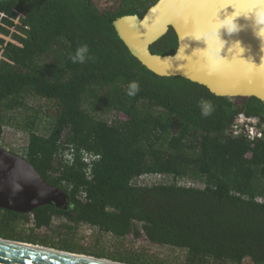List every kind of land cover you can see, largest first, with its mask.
<instances>
[{
    "label": "trees",
    "instance_id": "16d2710c",
    "mask_svg": "<svg viewBox=\"0 0 264 264\" xmlns=\"http://www.w3.org/2000/svg\"><path fill=\"white\" fill-rule=\"evenodd\" d=\"M154 1L0 0V139L5 129L24 134L12 152L72 204L0 208V237L129 264H264V136L229 130L244 112L264 135V103L157 75L131 55L112 22ZM83 45L85 62L73 63ZM175 47L169 29L149 48ZM132 82L139 91L130 96ZM201 100L213 104L207 118ZM145 174L170 181L138 183ZM80 226L119 247L78 244ZM155 247L177 255L150 253Z\"/></svg>",
    "mask_w": 264,
    "mask_h": 264
},
{
    "label": "water",
    "instance_id": "95a60500",
    "mask_svg": "<svg viewBox=\"0 0 264 264\" xmlns=\"http://www.w3.org/2000/svg\"><path fill=\"white\" fill-rule=\"evenodd\" d=\"M256 2L155 0L142 15H122L112 24L130 54L153 73L186 78L217 96L256 97L264 103V29L256 34L249 15ZM169 29L175 50L151 51ZM46 204L61 210L72 206L67 194L23 156L0 147V208L31 212ZM0 264L129 263L0 237Z\"/></svg>",
    "mask_w": 264,
    "mask_h": 264
},
{
    "label": "rangeland",
    "instance_id": "374dc122",
    "mask_svg": "<svg viewBox=\"0 0 264 264\" xmlns=\"http://www.w3.org/2000/svg\"><path fill=\"white\" fill-rule=\"evenodd\" d=\"M26 141L27 139L24 134L17 133L14 130L5 129L0 139V147L9 151L14 150L18 152L19 149L26 144ZM161 181H170V179L160 174H145L138 179V183L141 184H151ZM180 184L194 185V183L186 179L180 181ZM72 238L78 244L87 246L91 249H104L111 252L114 251L115 247H119V242H115L114 239H112L109 235H99V233L95 229L87 226H80L77 229L75 235L71 237V239ZM124 245L125 248L126 246H138L137 244L133 245L131 241L124 242ZM149 252L156 255L165 256V258L177 255L176 252L171 251L167 247L151 248Z\"/></svg>",
    "mask_w": 264,
    "mask_h": 264
},
{
    "label": "clouds",
    "instance_id": "9594fccd",
    "mask_svg": "<svg viewBox=\"0 0 264 264\" xmlns=\"http://www.w3.org/2000/svg\"><path fill=\"white\" fill-rule=\"evenodd\" d=\"M252 19L254 20V27L258 29L257 33L258 34L261 29H264V0H257L256 4L252 6V11L250 14ZM224 28L227 29L228 27L225 25L223 26ZM238 30V25L236 28V31ZM225 47V43L223 44L221 50ZM89 52V49L87 45H83L79 47L73 57H71L73 63H84L87 57V54ZM220 56H221V51H220ZM222 57V56H221ZM223 58V57H222ZM139 91V85L136 82H132L129 85L128 89V94L135 95ZM200 110H201V116L204 118H207L212 115L214 112V107L213 104L210 101L206 100H201L199 104Z\"/></svg>",
    "mask_w": 264,
    "mask_h": 264
},
{
    "label": "built area",
    "instance_id": "2783aa9c",
    "mask_svg": "<svg viewBox=\"0 0 264 264\" xmlns=\"http://www.w3.org/2000/svg\"><path fill=\"white\" fill-rule=\"evenodd\" d=\"M229 130L233 136H243L249 141L259 140L264 136L258 117L244 112H238L235 115ZM93 158L94 156L87 153L83 155V160L87 163H90Z\"/></svg>",
    "mask_w": 264,
    "mask_h": 264
}]
</instances>
